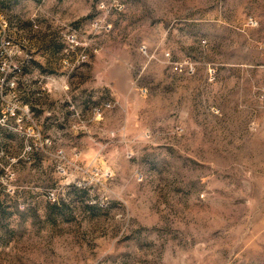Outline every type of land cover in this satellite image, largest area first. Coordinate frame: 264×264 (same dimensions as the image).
<instances>
[{"label": "rangeland", "instance_id": "obj_1", "mask_svg": "<svg viewBox=\"0 0 264 264\" xmlns=\"http://www.w3.org/2000/svg\"><path fill=\"white\" fill-rule=\"evenodd\" d=\"M0 264H264V0H0Z\"/></svg>", "mask_w": 264, "mask_h": 264}]
</instances>
